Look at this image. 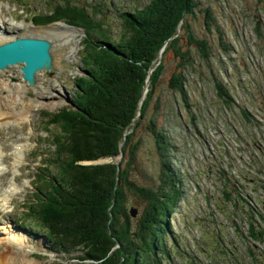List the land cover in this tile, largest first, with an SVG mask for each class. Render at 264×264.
<instances>
[{
    "label": "trees",
    "instance_id": "16d2710c",
    "mask_svg": "<svg viewBox=\"0 0 264 264\" xmlns=\"http://www.w3.org/2000/svg\"><path fill=\"white\" fill-rule=\"evenodd\" d=\"M118 17L120 27L113 32L83 8L66 4L57 11L55 18L84 27L85 75L74 78L70 105L46 114L48 123L61 128L53 154L66 164L51 200L31 205L30 219L48 239L66 251L81 249V259L94 264H164L172 257L170 216L185 191L172 165V135L163 124H195L193 89L204 74L202 80L211 76L222 107L234 105L217 74L230 47L216 5L207 1L149 0ZM160 91L169 95L170 114L160 112ZM240 116L250 121L244 108ZM145 135L152 137L160 157L159 175L139 182L131 174L140 166L137 155ZM103 158L111 160L100 162ZM236 200L249 202L234 195L231 202ZM245 212L251 239L262 241L263 211L251 204Z\"/></svg>",
    "mask_w": 264,
    "mask_h": 264
},
{
    "label": "rangeland",
    "instance_id": "374dc122",
    "mask_svg": "<svg viewBox=\"0 0 264 264\" xmlns=\"http://www.w3.org/2000/svg\"><path fill=\"white\" fill-rule=\"evenodd\" d=\"M148 1L107 0V8L103 10L108 11L106 18L102 20L114 32L120 27L115 3H119L118 11H121L123 8L141 7ZM201 1L216 5V12L223 24L225 42L230 50L228 54L224 53L225 58L222 56L223 68L220 67L223 70L217 71V74L232 93L234 105L232 103L230 107H222L211 76L202 80L204 74L193 89L198 99L195 124L190 121L184 126L182 123L163 124L172 135V145L175 146L171 150L172 165L181 173L185 191L184 197L170 216L173 233L182 245L178 248L176 246L171 264H252L249 253L251 250L260 252V257L257 256L252 261L253 264H264V239L252 241L244 235L248 227L243 222L247 205L242 200H236L237 204L231 202L234 195L240 199L241 194L244 196L245 191L250 190V201L264 211V0ZM56 2L64 1L53 0L50 3L49 0H0L7 24L4 35L10 38L14 34L44 33L52 41L54 58L52 72L40 71L37 74L36 84L39 88L27 85L26 90L16 93L13 84L22 81L19 65L9 67V72L1 71L9 89L5 88V93L2 91L0 103L3 104L5 96L9 113L0 119L7 122L0 124V161L3 165L0 193L8 188L14 190L8 194V208L15 207L14 212L18 218L10 214L7 217L0 216V237L25 232L28 237L25 242L26 256L37 264H94L91 260L81 259V249H70L68 252L57 249L51 253L47 247L49 241L33 231L34 228L24 229L18 220L28 216L24 213L23 205L33 198L36 167L40 165L42 158L48 160L50 156L46 157L45 153H50L54 148L50 133L55 127L51 126L49 129L44 124L47 123L44 113L57 112L68 105L70 94L61 79L69 81L68 76L75 70L71 51L74 38L68 43L46 35L44 29H32L38 27L32 21L33 14L50 11V7ZM76 2L79 5L86 3V10L94 14V8L101 0ZM53 26L56 23L51 24ZM166 57H171V53ZM168 73L169 69H166L163 85ZM3 87L2 82L0 90ZM144 89L143 96L147 91ZM158 94L161 97L160 112L170 114L167 111V106H170L168 93L160 91ZM35 99L40 102L36 101V106L39 107L37 110L32 108ZM240 108L248 112L249 122L243 121ZM26 109H29L26 119L20 122L17 112L22 113ZM8 118L11 119L7 121ZM159 124L161 123H157ZM145 136L137 155L140 166L131 174V178L139 182L157 180L159 175L160 157L155 143L151 136ZM18 145L22 146L21 155L20 161L15 163L17 158L14 151ZM122 155L115 157L114 161L118 162ZM110 160L103 158L99 161ZM225 192L232 194L230 200ZM199 235L204 239L197 242L196 237ZM217 235H222L221 241L218 240L221 236ZM170 242L172 240H168L167 248H170ZM220 249L224 254L219 252ZM8 264L22 262L18 260Z\"/></svg>",
    "mask_w": 264,
    "mask_h": 264
},
{
    "label": "bare ground",
    "instance_id": "6f19581e",
    "mask_svg": "<svg viewBox=\"0 0 264 264\" xmlns=\"http://www.w3.org/2000/svg\"><path fill=\"white\" fill-rule=\"evenodd\" d=\"M4 15L1 11V7H0V42L1 41H5L8 38L4 35L5 34V24H6V20L4 19ZM38 29V28H37ZM47 31L48 34L50 35H54V36H62L63 33L58 32V29L56 27H52V28H46L45 29ZM68 35V33H67ZM65 39H68V36H65ZM19 70L21 71V67H19ZM4 71L9 72L8 69H5ZM22 75V72H20ZM0 88H1V83L3 82L4 87L2 90H0V95L2 96V91H4L5 93V88L9 89V84L8 82L3 78V74L1 75V70H0ZM2 78V80H1ZM13 86L15 87V92L18 93L20 92V90H26L27 89V85L26 83H24L23 81L19 82V83H15L13 84ZM36 88H39V85H35ZM6 95V94H5ZM8 98V97H7ZM15 100V99H14ZM36 101L39 102L38 99H35L33 101V105L34 107H32L34 110H37L39 107L36 106ZM3 104L0 103V119L4 117V114L9 113L7 110V105L5 103V96L2 99ZM35 102V103H34ZM40 104V102H39ZM30 109V108H29ZM26 109L24 112H17L18 114V120L20 122H23L26 119V114H27V110ZM11 119L8 118L7 121ZM3 122V123H2ZM5 124L7 123L6 121H0V124ZM14 154L16 156L15 159V163L19 162L20 159V147L17 148V150L15 149ZM0 168H1V173L3 170V166L0 162ZM0 173V174H1ZM12 193L13 190L10 188L9 190L3 192L1 195V199H7L8 200V194ZM5 203L2 202V204L0 205L1 209H5L7 206ZM9 233V232H8ZM28 240V237L26 234H22V233H16V234H8L7 237H0V264H8V263H15L16 261H21L22 264H37L36 261L34 260H30L27 256H26V248H25V242ZM43 246V245H41Z\"/></svg>",
    "mask_w": 264,
    "mask_h": 264
},
{
    "label": "water",
    "instance_id": "95a60500",
    "mask_svg": "<svg viewBox=\"0 0 264 264\" xmlns=\"http://www.w3.org/2000/svg\"><path fill=\"white\" fill-rule=\"evenodd\" d=\"M50 45L51 43L46 39L33 37H17L11 41L1 43L0 69L18 62H24L21 67L23 78L33 85L36 71L51 69ZM130 211L133 216L136 214L134 208Z\"/></svg>",
    "mask_w": 264,
    "mask_h": 264
}]
</instances>
